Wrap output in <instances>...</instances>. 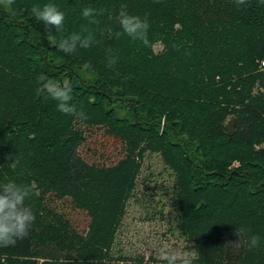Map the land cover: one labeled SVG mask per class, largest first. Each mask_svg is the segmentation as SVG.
Listing matches in <instances>:
<instances>
[{"label": "trees", "instance_id": "trees-1", "mask_svg": "<svg viewBox=\"0 0 264 264\" xmlns=\"http://www.w3.org/2000/svg\"><path fill=\"white\" fill-rule=\"evenodd\" d=\"M45 3L65 14L62 31L51 29L57 41L88 27L92 46L68 55L51 45L30 14ZM122 4L147 16L151 47L122 33ZM87 7L103 9L98 24L82 16ZM155 42L161 51L153 52ZM263 53L259 0H14L0 9V183L33 185L27 203L35 214L26 239L0 248V264H163L109 253L145 151L158 153L173 174L174 218L194 264H264ZM109 55L117 57L112 68ZM41 73L67 80L89 118L63 114L38 94ZM257 80L262 89L251 94ZM82 124L106 126L124 157L111 166L85 163L76 152ZM47 193L86 213L83 235L44 208ZM240 225L261 241L234 258L224 243Z\"/></svg>", "mask_w": 264, "mask_h": 264}, {"label": "rangeland", "instance_id": "rangeland-1", "mask_svg": "<svg viewBox=\"0 0 264 264\" xmlns=\"http://www.w3.org/2000/svg\"><path fill=\"white\" fill-rule=\"evenodd\" d=\"M162 48L160 42L152 45L153 52H159ZM80 75L87 82L92 81L90 74L80 71ZM259 82L257 80L254 83L251 94L262 89ZM122 113V110H119V114ZM78 128L83 139L76 152L85 163L111 166L124 157L122 142L111 135L106 126L82 124ZM137 161L134 187L125 203L124 213L109 251L110 255L113 258L141 255L144 259L159 260L155 249L161 244L189 250L174 218L172 172L156 152L145 151ZM43 198L45 209L60 215L78 234L83 235L86 232L88 216L83 210L73 207L68 197L58 198L52 193H47ZM113 264L124 263L114 259Z\"/></svg>", "mask_w": 264, "mask_h": 264}, {"label": "clouds", "instance_id": "clouds-1", "mask_svg": "<svg viewBox=\"0 0 264 264\" xmlns=\"http://www.w3.org/2000/svg\"><path fill=\"white\" fill-rule=\"evenodd\" d=\"M156 2L159 3L160 0H156ZM233 2L237 6H247L250 0H233ZM259 2L264 3V0H259ZM13 3L14 0H0V9L10 8ZM127 9L128 5L122 4L117 16L122 33L133 41H140L145 47H151V41L148 37L150 24L147 16L141 18L139 15L129 14ZM102 13L103 9L97 11L91 7L82 10V16L88 19L90 24H98L95 16ZM30 14L36 21L45 26L49 43L58 47L65 54L71 55L78 48H89L95 41V36L88 27H83L81 32L71 33L57 41L56 37L51 35V29L54 28L57 32L62 31L65 14L54 3L34 4ZM122 33L117 32L116 37L119 38ZM111 51L109 49L110 53ZM116 63L117 57L109 55L107 66L112 68ZM83 68L90 69L91 64L84 63ZM35 83L38 94L56 102L57 111L70 115L79 121H85L89 118L85 112L78 110L72 102L73 89L67 80L58 81L41 73L36 77ZM16 166L15 162L9 165L12 169H15ZM33 194L34 187L31 184H21L11 180L0 183V248L14 247L19 241L28 237L35 214L27 201L31 199ZM248 232L249 229L240 225L231 234L234 238L226 239L224 245L234 258L243 251H250L260 246V236H249ZM155 254L163 264H194L195 259H197L194 251L185 250L182 247H171L168 244L159 245L155 249Z\"/></svg>", "mask_w": 264, "mask_h": 264}, {"label": "built area", "instance_id": "built-area-1", "mask_svg": "<svg viewBox=\"0 0 264 264\" xmlns=\"http://www.w3.org/2000/svg\"><path fill=\"white\" fill-rule=\"evenodd\" d=\"M257 69L260 72H264V59L263 58L259 61Z\"/></svg>", "mask_w": 264, "mask_h": 264}]
</instances>
